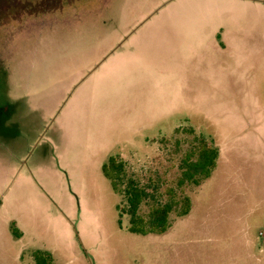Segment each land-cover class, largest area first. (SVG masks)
<instances>
[{
    "label": "rangeland",
    "instance_id": "1",
    "mask_svg": "<svg viewBox=\"0 0 264 264\" xmlns=\"http://www.w3.org/2000/svg\"><path fill=\"white\" fill-rule=\"evenodd\" d=\"M220 80L229 100L207 94ZM194 137L217 158L183 185L189 212L130 232L101 164L120 155L121 186L164 200ZM35 251L50 264H264V0H0V264Z\"/></svg>",
    "mask_w": 264,
    "mask_h": 264
},
{
    "label": "trees",
    "instance_id": "2",
    "mask_svg": "<svg viewBox=\"0 0 264 264\" xmlns=\"http://www.w3.org/2000/svg\"><path fill=\"white\" fill-rule=\"evenodd\" d=\"M175 131H180L176 128ZM192 133V132H190ZM197 146L194 150L189 149V156L183 159V171L176 177L174 184L166 185L163 188L165 199H161L158 193V186L148 192L144 187L132 177H126L124 186L121 184L125 178V162L120 155L109 156L101 164V172L107 178L113 190L124 199V206L117 205L119 216L126 214L129 216L128 230L133 233L145 235L147 233H164L170 225V214L176 210L179 216L186 215L191 207L189 196L181 192L185 183L198 185L201 180L209 177L215 166L217 150L211 144L200 138L194 137ZM195 158L192 159V156ZM176 188H179L177 192ZM149 203L146 212H140L142 204ZM11 230L15 237H19L14 223L11 222ZM34 264H50V256L43 251L33 252Z\"/></svg>",
    "mask_w": 264,
    "mask_h": 264
},
{
    "label": "crops",
    "instance_id": "3",
    "mask_svg": "<svg viewBox=\"0 0 264 264\" xmlns=\"http://www.w3.org/2000/svg\"><path fill=\"white\" fill-rule=\"evenodd\" d=\"M183 67V66H182ZM187 67L186 65H184V68ZM199 69H197L198 71ZM227 83L226 82H223V81H219L218 83H216L215 85H210L208 86V96H213V95H220V94H223L222 96V100H229L230 99V93L227 91L226 89V85ZM223 86V87H222ZM224 90V92H222V89ZM217 100H220L219 98ZM13 222V221H12ZM9 225H10V222H9Z\"/></svg>",
    "mask_w": 264,
    "mask_h": 264
}]
</instances>
